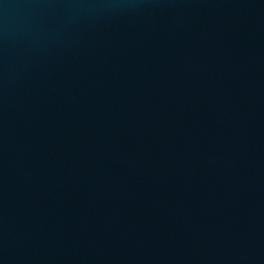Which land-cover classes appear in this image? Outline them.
<instances>
[{"label": "water", "instance_id": "water-1", "mask_svg": "<svg viewBox=\"0 0 264 264\" xmlns=\"http://www.w3.org/2000/svg\"><path fill=\"white\" fill-rule=\"evenodd\" d=\"M264 165V0H0V264H114Z\"/></svg>", "mask_w": 264, "mask_h": 264}]
</instances>
